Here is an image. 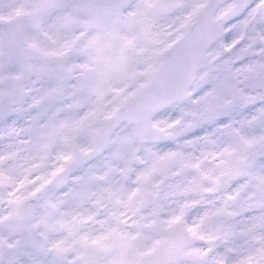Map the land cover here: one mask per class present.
<instances>
[{
  "label": "snow or ice",
  "instance_id": "1",
  "mask_svg": "<svg viewBox=\"0 0 264 264\" xmlns=\"http://www.w3.org/2000/svg\"><path fill=\"white\" fill-rule=\"evenodd\" d=\"M0 264H264V0H0Z\"/></svg>",
  "mask_w": 264,
  "mask_h": 264
}]
</instances>
